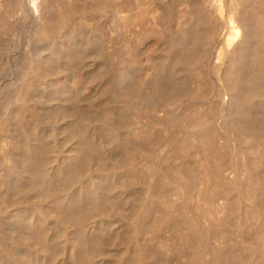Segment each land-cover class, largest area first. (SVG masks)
I'll return each mask as SVG.
<instances>
[{"label": "rangeland", "instance_id": "rangeland-1", "mask_svg": "<svg viewBox=\"0 0 264 264\" xmlns=\"http://www.w3.org/2000/svg\"><path fill=\"white\" fill-rule=\"evenodd\" d=\"M155 1L0 0V264H264V0Z\"/></svg>", "mask_w": 264, "mask_h": 264}, {"label": "bare ground", "instance_id": "bare-ground-1", "mask_svg": "<svg viewBox=\"0 0 264 264\" xmlns=\"http://www.w3.org/2000/svg\"><path fill=\"white\" fill-rule=\"evenodd\" d=\"M135 1H136V0H135ZM154 1H155V0H154ZM203 1H204V0H203ZM40 2H41V1H40ZM137 2H138V1H137ZM141 2H143V1H141ZM155 2H156V1H155ZM155 2H154V3H155ZM159 3H160V2H159ZM163 3H164V2H163ZM256 3H257V2H256ZM11 4H12V3H11ZM58 5H59V4H58ZM58 5H57V6H58ZM100 5H101V4H100ZM131 5H132V4H131ZM258 5H259V4H258ZM260 5H261V4H260ZM12 6H13V5H12ZM74 6H76V5H74ZM155 6H156V5H155ZM160 6H161V5H160ZM205 6H206V5H205ZM32 7H33V5H32ZM44 7H45V6H44ZM60 7H61V6H60ZM195 7H196V6H195ZM62 8H63V7H62ZM116 8H117V7H116ZM221 8H222V7H221ZM221 8H220V9H221ZM254 8H255V7H254ZM262 8H263V7H262ZM56 9H57V8H56ZM58 9H59V8H58ZM63 9H65V8H63ZM67 9H68V8L65 9V12H66ZM73 9H75V8H73ZM43 10L46 12V8H45V9L43 8ZM43 10L41 9V12H40V14H41L40 17H41V19L43 20V18H44V20L46 21V23L48 22L47 20L50 19L49 21H51V22L54 23V21L56 20V19H54V21H52V20H53L52 17H54V16H53V15H54V12H53V14H51L52 17L49 15L50 18L48 17L49 19H47V17L45 18V17H44L45 15H43V14H44ZM54 10H55V9H54ZM60 10H61V9H60ZM69 10H70V9H68V12H66V13H70V12H72V11L69 12ZM138 10H139V9H138ZM194 10H195V9H194ZM34 11H39L38 6H35V5H34ZM61 11H62V10H61ZM61 11H60V12H61ZM63 11H64V10H63ZM255 11H256V10H255ZM259 11H260V10H259ZM42 12H43V14H42ZM195 12H196V11H195ZM200 12H201V11H200ZM244 12H245V11H244ZM256 12H257V11H256ZM256 12H255V13H256ZM131 13H132V12H131ZM193 13H194V12H193ZM252 13H253V12H252ZM260 13H262V12H260ZM260 13H256V15L258 14V16L260 17ZM38 14H39V13H38ZM48 14H49V13H48ZM48 14H47V12H46V15H48ZM132 14H133V13H132ZM160 14H161V13H160ZM190 14H191V13H190ZM207 14H208V13H207ZM55 15H56V14H55ZM68 15H69V14H68ZM117 15H118V14H117ZM147 15H148V14H147ZM162 15H163V14H162ZM263 15H264V14H263ZM263 15H262V16H263ZM59 16H60V15H59ZM59 16H58V14H57L56 17H54V18H58ZM64 16H65V15H64ZM120 16H121V15H120ZM157 16H158V15H157ZM189 16H190V15H189ZM194 16H195V14H194ZM38 17H39V16H38ZM66 17H67V16H66ZM152 17H153V16H152ZM196 17H197V16H196ZM256 17H257V16H255V19H256ZM259 17H258V18H259ZM263 17H264V16H263ZM59 18H60V17H59ZM258 18H257V19H258ZM46 19H47V20H46ZM51 19H52V20H51ZM146 19H147V18H146ZM249 19H250V17H249ZM259 19H260V18H259ZM44 20H43V21H44ZM62 20H63V19H62ZM121 20H122V19H121ZM183 20H184V19H183ZM200 20H202V19L200 18ZM208 20H209V19H208ZM261 20H262V18H261ZM43 21H41V22H43ZM126 21H127V24H128V20H126ZM132 21H133V20H132ZM259 21H260V20H259ZM259 21H256V22H259ZM58 22H59V21H58ZM64 22H65V21H64ZM123 22H124V21H123ZM185 22H186V21H185ZM206 22H207V20H206ZM210 22H211V21H210ZM44 23H45V22H44ZM44 23L41 24V23L39 22V24H41V26H44V25H43ZM46 23H45V25H46ZM53 23H52V24H53ZM60 23H61V22H60ZM125 23H126V22H125ZM129 23H130V22H129ZM260 23L262 24L263 22H260ZM260 23H259V24H260ZM37 24H38V23H37ZM47 24H48V25H46V26L49 27V25H50L51 23H47ZM53 25H54V24H53ZM251 25H252V23H251ZM0 26H1V25H0ZM39 26H40V25H39ZM39 26H38V27H39ZM46 26H45V28H46ZM121 26H122V25H121ZM134 26H135V25H134ZM247 26H248V25H247ZM259 26H260V25H259ZM259 26H258V27H259ZM262 26H263V25H262ZM262 26H261V27H262ZM50 27H52V26H50ZM125 27H126V26H125ZM206 27H207V26H206ZM253 27H254V26H253ZM42 28H44V27H42ZM45 28L43 29L44 31H40V30H39V31H40V32H47V31L45 30ZM52 28H53V27H52ZM202 28H203V27H202ZM46 29H48V28H46ZM49 29H50V28H49ZM247 29H248V28H247ZM251 29H252V28H251ZM258 29H259V28H258ZM258 29H257V30H258ZM261 29H262V28H261ZM261 29H260V30H261ZM37 30H38V29H37ZM154 30H155V29H154ZM179 30H180V29H179ZM129 31H130V30H129ZM174 31H175V30H174ZM186 31H187V30H186ZM245 31H246V30H245ZM51 32H52V30L50 31V33H51ZM154 32H155V31H154ZM257 32H259V30H258ZM257 32H256V34L258 35L259 33H257ZM260 32H261V31H260ZM37 33H38V32H37ZM199 33H200V32H199ZM236 33H237V29H236ZM263 33H264V32H263ZM46 34H47V33H46ZM195 34H196V33H195ZM228 35H229V34H228ZM232 35H234V37H235V34H232ZM232 35L230 34V36H232ZM239 35H240V34H239ZM232 37H233V36H232ZM234 37H233V38H234ZM246 37H247V34H245V39H246ZM263 37H264V36H263ZM263 37L260 36V38H262V40H264ZM194 38H195V37H194ZM227 38H228V37H227ZM195 39H196V38H195ZM168 40H169V39H168ZM227 40H228V39H227ZM262 40H261V41H262ZM139 41H140V40H139ZM232 41H233V40H232ZM240 41H241V40H240ZM165 42H166V41H165ZM185 42H186V41H185ZM241 42H242V41H241ZM244 42H246V41H244ZM256 42H257L258 44H260V43H259L260 41H259V42L256 41ZM263 42H264V41H263ZM263 42H262V43H263ZM176 43H177V42H176ZM168 44H169V43H168ZM177 44H178V43H177ZM238 44H239V42H238ZM238 44H237V46H238ZM241 44H242V43H241ZM243 44H245V43H243ZM258 44H257V45H258ZM188 45H189V44H188ZM239 45H240V44H239ZM245 45H246V44H245ZM254 45H256V44H254ZM254 45H252V46H254ZM257 45H256V46H257ZM168 46H169V45H168ZM237 46H236V47H237ZM241 46H242V45H241ZM241 46H240V47H241ZM123 47H124V46H123ZM166 47H167V46H166ZM178 47H179V46H178ZM185 47H186V46H185ZM254 47H255V46H254ZM260 47H261V46H260ZM263 47H264V44H263ZM189 48H191V47H189ZM194 48H195V47H194ZM241 48H242V47H241ZM248 48H249V47H248ZM248 48H247V50H249ZM250 48H251V50H252V51L250 50V52H253V50H254V49H252L253 47H250ZM261 48H262V47H261ZM238 49H240V48H238ZM256 49H257V48H256ZM256 49H255V50H256ZM258 49H259L260 51L263 50V49H260V48H258ZM130 50H131V49H130ZM167 50H168V49H167ZM255 50H254V52H255ZM259 50L256 51L258 54H259ZM191 51H192V50H191ZM161 52H162V51H161ZM189 52H190V51H189ZM189 52H188V53H189ZM192 52H193V51H192ZM229 52H230V51H229ZM245 52H246V51H245ZM261 52H262V51H261ZM261 52H260V53H261ZM181 53H182V52H181ZM190 53H191V52H190ZM247 53H248V52H247ZM163 54H164V53H163ZM183 54H184V53H183ZM191 54H192V53H191ZM194 54H195V51H194ZM252 54H253V53H252ZM254 54L256 55V53H254ZM254 54H253L252 56H254ZM263 54H264V51H263ZM186 55H187V57H189L188 54H186ZM189 55H190V54H189ZM192 55H193V54H192ZM236 55H237V54H236ZM246 55H247V54H246ZM248 55H249V57L251 56L250 54H248ZM179 56H180V55H179ZM259 56H260V55H259ZM259 56H257V57L254 56V57L257 58V60H256L257 62H258V60H259V58H258ZM172 57H173V56H172ZM180 57H181V56H180ZM193 57L196 58V54H195V56L193 55ZM254 57H252V58L250 57L252 61H253V58H254ZM262 57H263V56H262ZM262 57L260 58V61H259V62L261 63V66H260L261 70H259V71H260V74L257 75L256 78H255V77H254V78H253V77L249 78V79H251V80H249L248 83H243V85L246 84L245 86H247V88L245 87L244 90H242L241 88H240V90H239L236 86H234V87L232 88L233 90H232L231 88H229V87H228L229 89L226 88V89H227V92H228V90H230V89L233 91V94H230V93H229V94L231 95L230 102H234L235 105H236V107H237V108L235 107V108H236V109H235V110H236V113H235V114L239 113V112H240L239 110L246 109L245 111H247V109H248V110H249L250 108L252 109V107H250V106H253V105H250L251 102H249L250 100H249L248 98H251V96L253 97V95L256 94V93H255V94H252V93L255 92L256 89H257V91H258V90H261V89L264 87V58H262ZM160 58H161V57H160ZM183 58H184V57H183ZM190 58H191V57H190ZM194 58H192V60H194ZM208 58H209V57H208ZM184 59H188V58H184ZM206 59H207V58H206ZM163 60H165V59H163ZM173 60H174V59H173ZM195 60H196V59H195ZM199 60H200V59H199ZM157 61H158V60H157ZM177 61H178V60H177ZM238 61H239V60H238ZM189 62H190V60H189ZM223 62H224V61H223ZM225 62H226V61H225ZM181 63H182V62H181ZM254 63H255V64H258V63H256V62H254ZM254 63L252 62V64H251L252 67H253V64H254ZM185 64H186V63H185ZM220 64H221V63H220ZM227 64H228V63H227ZM228 65H229V64H228ZM239 65H240V64H239ZM249 65H250V64H249ZM217 66H218V65H217ZM237 66H238V65H237ZM241 66H242V65H241ZM173 67H174V66H173ZM218 67H219V66H218ZM218 67H217V68H218ZM228 67H229V66H228ZM254 67H255V65H254ZM254 67H253V68H254ZM256 67H257V66H256ZM258 67H259V66H258ZM258 67H257V69H258ZM185 68H186V67H185ZM170 69H171V68H170ZM172 69H173V68H172ZM211 69H212V68H211ZM219 69H220V68H219ZM231 69H232V68H231ZM255 69H256V68H255ZM173 70H174V69H173ZM232 70H233V69H232ZM216 71H217V70H216ZM223 71H224V70H223ZM227 71H228V70H227ZM259 71H258V72H259ZM261 71H262V74H261ZM164 72H165V71H164ZM258 72H257V73H258ZM246 73H247V72H246ZM232 74H233L234 76H236L235 74H237V73H235V74L232 73ZM232 74H230V75H232ZM241 74H242V72H241ZM255 75H256V74H255ZM255 75H254V76H255ZM242 76H243V75H242ZM173 77H174V76H173ZM230 77H233V76H230ZM243 77H244V76H243ZM243 77H242V80H243ZM129 78H130V77H129ZM153 78H154V77H153ZM196 78H197V77H196ZM124 79H126V78H124ZM174 79H177V78H174ZM239 79H241V78L239 77ZM228 80H229V79H228ZM231 80H232V79H231ZM233 80H234V79H233ZM236 80H237V79H236ZM160 81H161V80H160ZM170 81H171V80H170ZM174 81H175V80H174ZM176 81H177V80H176ZM234 81H235V80H234ZM238 81H239V80H238ZM245 81H246V80H244V82H245ZM132 82H133V81H132ZM161 82H162V81H161ZM172 82H173V81H172ZM207 82H208V81H207ZM228 82H229V81H228ZM235 82H236V81H235ZM239 82H240V81H239ZM246 82H247V81H246ZM27 83H28V82H27ZM178 83H179V82H178ZM159 84H161V83H159ZM233 84H234V83H233ZM235 84L237 85V83H235ZM238 84H239V83H238ZM240 84H242V83H240ZM180 85H181V84H180ZM204 85H205V84H204ZM143 86H144V85H143ZM157 86H159V85H157ZM164 86H165V85H164ZM205 86H206V85H205ZM253 86H256V87L254 88ZM134 87H135V86H134ZM226 87H227V86H226ZM241 87H243V86H241ZM117 88H118V87H117ZM158 88H160V86H159ZM162 88H163V87H162ZM18 89H19V88H18ZM111 89H112V88H111ZM169 89H170V88H169ZM254 89H255V90H254ZM24 90H25V89H24ZM133 90H134V89H133ZM174 90H175V89H174ZM176 90H177V89H176ZM118 91H119V90H118ZM216 91H217V90H216ZM263 91H264V89H262V90L260 91V93H262V94H260V95H259V94H256V95H257V96H258V95H259V96L262 95L261 97H263V93H264ZM25 92H26V91H25ZM137 92H138V91H137ZM163 92H164V91H163ZM183 92H184V91H183ZM207 92H208V91H207ZM131 93H132V92H131ZM154 93H155V92H154ZM169 93H170V90H169ZM172 93H173V92H172ZM258 93H259V92H258ZM24 94H25V93H24ZM126 94H127V93H126ZM126 94H125V97H126L127 95L129 96V94H127V95H126ZM133 94L135 95V93H133ZM133 94H131L130 97H131ZM143 94H144V93H143ZM177 94H178V93H177ZM251 94H252V95H251ZM12 95H13V94H12ZM21 95H22V94H21ZM134 95H133V96H134ZM147 95H148V93H147ZM149 95H150V94H149ZM154 95H155V94H154ZM162 95H163V94H162ZM205 95H206V94H205ZM120 96H121V95H120ZM257 96H256V97H257ZM259 96H258V97H259ZM121 97H122V96H121ZM14 98H15V97H14ZM18 98H19V97H18ZM138 98H139V96H138ZM228 98H229V97H228ZM19 99H20V98H19ZM131 99H132V97H131ZM259 99H260V98H259ZM119 100H120V99H119ZM134 100L136 101L137 99L134 97ZM175 100H176V99H175ZM24 101H25V100H24ZM128 101H129V100H128ZM251 101H252V100H251ZM131 102H132V101H131ZM144 102H145V101H144ZM157 102H158V101H157ZM23 103H24V102H23ZM110 103H111V102H110ZM132 103H133V102H132ZM134 103H135V102H134ZM69 104H71V103H69ZM71 105H72V104H71ZM76 105H77V104H76ZM96 105H97V104H96ZM261 105H262V104H261ZM68 106H69V105H68ZM82 106H83V105H82ZM104 106H105V104H104ZM136 106H137V105H136ZM76 107H77V106H76ZM82 108H83V107H82ZM94 108H95V107H94ZM116 108H117V107H116ZM254 108H255V106H254ZM254 108H253V109H254ZM71 109H72V108H71ZM90 109H91V108H90ZM90 109H89V110H90ZM117 109H118V108H117ZM193 109H194V108H193ZM62 110H63V109H62ZM64 110H65V109H64ZM75 110H76V109H75ZM89 110H88V111H89ZM97 110H98V109H97ZM125 110H126V109H125ZM151 110H152V109H151ZM69 111H70V110H69ZM94 111H95V110H94ZM107 111H108V110H107ZM245 111L243 110V112H245ZM80 112H81V111H80ZM80 112H79V113H80ZM84 112H85V111H84ZM229 112H230V111H229ZM243 112H242V113H243ZM91 113H92V112H91ZM95 113H96V112H95ZM252 113H254V111H253ZM62 114H63V113H62ZM67 114H69V113L67 112ZM70 114H71V113H70ZM85 114H86V113H85ZM93 114H94V113H93ZM139 114H140V113H139ZM205 114H206V113H205ZM88 115H89V113H88ZM122 115H123V114H122ZM239 115L241 116V118H243V116H244V115L242 116L240 113H239ZM251 115H252V114H251ZM262 115H263V114H262ZM64 116H65V115H64ZM64 116H63V117H64ZM107 116H108V115H107ZM131 116H132V115H131ZM235 116L237 117L238 115H235ZM254 116H255V115H254ZM256 116H258V114H256ZM71 117H72V116H71ZM110 117H111V116H110ZM122 117H123V116H122ZM126 117H127V116H126ZM21 118H22V117H21ZM24 118H25V117H24ZM90 118H91V117H90ZM105 118H106V116H105ZM117 118H118V117H117ZM120 118H121V117H120ZM187 118H188V117H187ZM238 118H239V116L237 117L236 120H239ZM246 118H247V117H246ZM249 118H250V117H249ZM73 119H74V118H73ZM81 119H82V118H81ZM88 119H89V118H88ZM109 119H110V118H109ZM125 119H127V118H125ZM243 119H244V118H243ZM243 119H241L242 122L237 121V122H239V123L237 124V125H238V126H237L238 128H237V127L235 128V129H237V132H239V130L241 131V129L244 130V129H246V128H247V129H249V128H257V129L262 128L261 130H264V117H261V116H260V118H259V117H258V118H255L254 121H252V119H250L251 121H250V120H245V119L243 120ZM74 120H75V119H74ZM98 120H100V119H98ZM104 120H105V119H104ZM204 120H205V119H204ZM230 120H231V119H230ZM234 120H235V118H234ZM24 121H25V120H24ZM101 121H102V120H101ZM116 121H117V120H116ZM122 121H123V120H122ZM122 121H121V122H122ZM130 121H131V120H130ZM231 121H232V120H231ZM17 122H18V121H17ZM17 122H16V123H17ZM99 122H100V121H99ZM117 122H118V121H117ZM121 122H120V123H121ZM237 122H236V123H237ZM234 123H235V122H234ZM78 124H79V123H78ZM97 124H98V123H97ZM32 125H33V124H32ZM100 125H101V124H100ZM110 125H111V124H110ZM124 125H125V124H124ZM136 125H137V124H136ZM68 126H69V125H68ZM79 126H80V125H79ZM85 126H86V125H85ZM93 126H94V125H93ZM93 126H92V127H93ZM208 126H209V125H208ZM81 127H82V126H81ZM137 127H138V126H137ZM84 128H85V127H84ZM110 128H111V127H110ZM179 128H180V127H179ZM211 128H212V127H211ZM231 128H232V127H231ZM193 129H194V128H193ZM201 129H202V128H201ZM214 129H215V128H214ZM229 129H230V128H229ZM23 130H24V129H23ZM133 130H134V128H133ZM135 130H136V129H135ZM139 130H140V129H139ZM212 130H213V129H212ZM253 130H254V129H253ZM128 131H129V130H128ZM245 131H246V130H245ZM248 131H250V130H248ZM15 132H16V131H15ZM15 132H14V133H15ZM23 132H24V131H22V133H23ZM77 132H78V131H77ZM82 132H83V131H82ZM85 132H86V131H85ZM94 132H95V131H94ZM136 132H137V131H136ZM204 132H205V131H204ZM229 132H230V131H229ZM246 132H247V131H246ZM83 133H84V132H83ZM97 133H98V132H97ZM99 133H100V132H99ZM207 133H208V132H207ZM240 133H241V132H240ZM242 133H243V132H242ZM248 133H249V132H248ZM250 133H252V132L250 131ZM103 134H104V133H103ZM116 134H117V133H116ZM212 134H213V133H212ZM212 134H211V135H212ZM231 134H232V132H231ZM243 134L245 135V133H243ZM246 134H247V133H246ZM26 135H27V134H26ZM119 135H120V134H119ZM143 135H144V134H143ZM209 135H210V134H209ZM16 136H17V135H16ZM23 136H24V135H23ZM79 136H80V132H79ZM82 136H83V135H82ZM137 136H138V135H137ZM234 136H235V135H234ZM253 136H254V135H253ZM204 137H205V136H204ZM262 137H263V136H262ZM81 138H82V137H81ZM86 138H87V137H86ZM88 138H89V137H88ZM88 138H87V139H88ZM95 138H96V137H95ZM99 138H100V137H99ZM140 138H141V137H140ZM239 138H240V137H239ZM243 138H244V137H243ZM243 138H242V139H243ZM90 139H91V138H90ZM17 140H18V138H17ZM35 140H36V139H35ZM48 141H49V140H48ZM115 141H116V140H115ZM145 141H146V140H145ZM245 141H246V140H245ZM247 141H248V140H247ZM39 142H40V141H39ZM203 142H204V141H203ZM203 142H202V143H203ZM209 142H210V141H209ZM209 142H208V144H209ZM211 142H212V141H211ZM92 143H93V142H92ZM108 143H109V142H108ZM108 143H106V144H108ZM120 143H121V142H120ZM202 143H201V144H202ZM245 143H246V142H245ZM22 144H23V143H22ZM86 144H87V143H86ZM109 144H110V143H109ZM109 144H108V145H109ZM36 145H37V144H36ZM124 145H125V144H124ZM205 145H206V144H205ZM85 146H86V145H85ZM92 146H93V145H92ZM121 146H122V143H121ZM137 146H138V145H137ZM33 147H34V146H33ZM43 147H44V146H43ZM93 147H94V146H93ZM104 147H105V146H104ZM112 147H113V146H112ZM162 147H163V146H162ZM210 147H211V146H210ZM49 148H51V147H49ZM52 148H53V147H52ZM86 148H87V147H86ZM109 148H110V147H109ZM121 148H122V147H121ZM263 148H264V147H263ZM74 149H75V148H74ZM192 149H193V148H192ZM203 149H204V148H203ZM29 150H30V149H29ZM88 150H89V149H88ZM93 150H94V149H93ZM124 150H125V149H124ZM243 150H244V149H243ZM132 151H133V150H132ZM195 151H196V150H195ZM205 151H206V150H205ZM77 152H78V151H77ZM26 153H27V152H26ZM33 153H34V152H33ZM74 153H75V152H74ZM74 153H73V154H74ZM98 154H99V153H98ZM98 154H97V155H98ZM5 155H6V154H5ZM14 155H15V153H14ZM31 155H33V154H31ZM31 155H30V156H31ZM28 156H29V155H28ZM28 156H26V157H28ZM39 156H41V155H39ZM43 156H44V155H43ZM206 156H207V155H206ZM259 156H260V155H259ZM12 157H13V156H12ZM31 157H32V159H31ZM31 157H30V159H31L32 161H31V160H29V161H30L31 164L33 165L32 167L35 168V167L38 165L37 163H39L36 159H40V158L38 157V155L36 156V154H35L34 156H31ZM79 157H80V155H79ZM7 158H8V157H7ZM15 158H16V157H15ZM45 158H46V156H45ZM100 158H101V157H100ZM5 159H6V158H5ZM23 159H24V158H23ZM106 159H108V158H106ZM110 159H111V158H110ZM118 159H119V158H118ZM118 159H117V160H118ZM166 159H167V158H166ZM262 159H263V158H262ZM9 160H10V159H9ZM9 160H7V161H9ZM15 160H16V159H15ZM25 160H27V159H25ZM40 160H41V159H40ZM46 160H47V159H46ZM103 160H104V159H103ZM1 161H2V160H1ZM1 161H0V162H1ZM36 161H37V162H36ZM41 161H42V160H41ZM51 161H52V163H53V160H51ZM146 161H147V160H146ZM17 162L19 163V161H17ZM27 162H28V161H27ZM30 162H29V163H30ZM102 162H103V161H102ZM18 163H17V164H18ZM20 163H21V162H20ZM24 163H25V162H24ZM24 163H23V164H24ZM44 163H45V162H44ZM116 163H117V162H116ZM121 163H122V162H121ZM23 164H21V165H23ZM39 164H40V163H39ZM56 164H57V163H56ZM104 164H105V163H104ZM110 164H111V163H110ZM122 164H124V162H123ZM250 164H251V163H250ZM98 165H99V163H98ZM106 165H107V164H106ZM117 165H118V164H117ZM125 165H127V164H125ZM248 165H249V164H248ZM26 166H27V165H26ZM83 166H84V165H83ZM128 166H129V165H128ZM133 166H134V165H133ZM244 166H245V165H244ZM28 167H29V166H28ZM37 167H41V164H40L39 166H37ZM37 167H36V168H37ZM107 167H108V166H107ZM107 167H106V168H107ZM123 167H124V166H123ZM123 167H122V168H123ZM245 167H246V166H245ZM23 168H24V167H23ZM29 168H30V167H29ZM29 168H28V169H29ZM70 168H71V167H70ZM115 168H116V167H115ZM119 168H120V167H119ZM126 168H127V167H126ZM30 169H31V168H30ZM68 169H69V168H68ZM116 169H117V168H116ZM134 169H135V168H134ZM244 169H245V168H244ZM25 170H27V169H25ZM34 170H35V169H34ZM36 170H37V169H36ZM39 170H40V169H39ZM39 170H38V171H39ZM20 171H21V170H20ZM32 171H33V170H32ZM38 171H37V172H38ZM43 171H44V170H43ZM110 171H111V170H110ZM116 171H117V170H116ZM189 171H190V170H189ZM11 172H12V171H11ZM34 172H35V171H34ZM34 172H33V174H34ZM44 172H45V171H44ZM46 172H47V171H46ZM75 172H76V171H75ZM105 172H106V171H105ZM121 172H122V171H121ZM168 172H169V171H168ZM182 172H183V171H182ZM210 172H212V171H210ZM246 172H247V171H246ZM260 172H261V171H260ZM14 173H15V172H14ZM18 173H19V172H18ZM63 173H64V172H63ZM111 173H112V172H111ZM262 173H263V172H262ZM40 174H41V173H40ZM40 174H39V175H40ZM80 174H81V172H80ZM130 174H131V173H130ZM220 174H221V173H220ZM15 175H16V174H15ZM43 175H44V174H43ZM46 175H47V174H46ZM68 175H69V174H68ZM76 175H77V174H76ZM113 175H114V174H113ZM119 175H120V174H119ZM136 175H137V174H136ZM142 175H143V174H142ZM17 176H18V175H17ZM40 176H41V175H40ZM70 176H71V175H70ZM108 176H109V175H108ZM174 176H175V175H174ZM250 176H251V175H250ZM252 176H253V175H252ZM80 177H81V176H80ZM83 177H84V176H83ZM185 177H186V175H185ZM67 178H68V177H67ZM112 178H113V177H112ZM195 178H196V176H195ZM41 179H42V178H41ZM190 179H191V178H190ZM229 179H231V178H229ZM45 180H46V178H45ZM53 180H54V179H53ZM141 180H142V179H141ZM150 180H151V179H150ZM170 180H171V179H170ZM33 181H34V180H33ZM50 181H51V180H50ZM191 181H192V180H191ZM231 181H232V180H231ZM42 182H43V180H42ZM46 182H47V181H46ZM76 182H77V180H76ZM161 182H163V181H161ZM20 183H21V182H20ZM23 183H24V182H23ZM137 183H138V182H137ZM167 183H168V182H167ZM47 184H48V183H47ZM73 184H74V183H73ZM159 184H160V183H159ZM165 184H166V183H165ZM190 184H191V183H190ZM196 184H197V183H196ZM251 184H252V183H251ZM23 185H24V184H23ZM74 185H75V184H74ZM118 185H119V184H118ZM128 185H129V184H128ZM187 185H188V184H187ZM255 185H256V184H255ZM255 185H254V186H255ZM62 186H63V185H62ZM65 186H67V185H65ZM70 186H71V185H70ZM130 186H131V185H130ZM155 186H157V185H155ZM193 186H194V185H193ZM34 187H35V185H34ZM158 187H159V186H158ZM23 188H24V187H23ZM43 188H44V187H43ZM55 188H56V187H55ZM65 188H66V187H65ZM152 188H153V187H152ZM167 188H168V187H167ZM21 189H22V188H21ZM50 189H51V188H50ZM59 189H60V188H59ZM66 189H67V188H66ZM193 189H194V188H193ZM196 189H197V188H196ZM32 190H33V189H32ZM145 190H146V189H145ZM198 190H199V189H198ZM249 190H250V189H249ZM21 191H22V190H21ZM55 191H56V190H55ZM58 191H59V190H58ZM22 192H23V191H22ZM35 192H36V191H35ZM51 192H52V191H51ZM56 192H57V191H56ZM118 192H119V191H118ZM243 192H244V191H243ZM18 193H19V192H18ZM44 193H45V192H44ZM96 193H97V192H96ZM135 193H136V192H135ZM160 193H161V192H160ZM165 193H166V192H165ZM23 194H24V193H23ZM23 194H22V195H23ZM19 195H20V194H19ZM39 195H40V194H39ZM196 195H197V194H196ZM97 196H98V195H97ZM116 196H117V195H116ZM118 196H119V195H118ZM138 196H139V195H138ZM19 197H20V196H19ZM21 197H23V196H21ZM50 197H51V195H50ZM119 197H121V196H119ZM61 198H62V197H61ZM71 198H72V197H71ZM135 198H136V197H135ZM138 198H139V197H138ZM157 198H158V197H157ZM81 199H82V198H81ZM102 199H103V198H102ZM126 199H127V198H126ZM26 200H27V199H26ZM40 200H41V199H40ZM45 200H46V199H45ZM53 200H54V199H53ZM144 200H145V199H144ZM197 200H198V199H197ZM207 200H208V199H207ZM55 201H56V200H55ZM59 201H60V200H59ZM22 202H24V201H22ZM57 202H58V201H57ZM71 202H72V201H71ZM130 202H131V201H130ZM132 202H133V201H132ZM30 203H31V202H30ZM72 203H73V202H72ZM104 203H105V202H104ZM40 204H41V203H40ZM48 204H49V203H48ZM107 204H108V203H107ZM201 204H203V203H201ZM71 205H72V204H71ZM74 205H75V204H74ZM91 205H92V204H91ZM210 205H211V204H210ZM149 206H150V204H149ZM170 206H171V205H170ZM57 207H58V206H57ZM71 207H72V206H71ZM73 207H74V206H73ZM133 207H134V206H133ZM133 207H132V208H133ZM146 207H147V206H146ZM222 207H223V206H222ZM32 208H33V207H32ZM65 208H66V207H65ZM77 208H78V206H77ZM134 208H135V207H134ZM139 208H140V207H139ZM42 209H43V208H42ZM232 209H233V208H232ZM64 210H65V209H64ZM133 210H134V209H133ZM136 210H137V209H136ZM70 211H71V210H70ZM75 211H76V210H75ZM145 211H147V210H145ZM33 212H34V211H33ZM54 212H55V211H54ZM61 212H62V210H61ZM66 212H67V211H66ZM88 212H89V211H88ZM69 213H70V212H69ZM120 213H121V212H120ZM125 213H126V212H125ZM141 213H142V212H141ZM144 213H145V212H144ZM28 214H29V213H28ZM46 214H47V213H46ZM66 214H67V213H66ZM82 214H83V213H82ZM230 214H231V213H230ZM72 215H73V218H74V214H72ZM76 215H78V214L76 213ZM131 215H132V214H131ZM141 215H142V214H141ZM58 216H59V214H58ZM60 216H61V215H60ZM144 216H145V215H144ZM175 216H176V215H175ZM185 216H186V215H185ZM201 216H202V215H201ZM233 216H234V215H233ZM21 217H22V216H21ZM41 217H42V216H41ZM86 217H87V216H86ZM133 217H134V215H133ZM179 217H180V216H179ZM70 218H71V217H70ZM70 218H69V219H70ZM76 218H77V217H76ZM79 218H80V217H79ZM184 218H185V217H184ZM83 219H84V218H83ZM136 219H137V218H136ZM182 219H183V218H182ZM189 219H190V218H189ZM219 219H220V218H219ZM74 220H75V219H74ZM131 220H132V219H131ZM131 220H129V223H130ZM191 220H192V219H191ZM233 220H234V219H233ZM22 221H23V220H22ZM72 221H73V220H72ZM132 221H133V220H132ZM151 221H152V220H151ZM151 221H150V222H151ZM164 221H166V220H164ZM18 222H19V221H18ZM65 222H66V221H65ZM83 222H84V221H83ZM188 222H189V221H188ZM196 222H197V221H196ZM220 222H221V221H220ZM87 223H88V222H87ZM135 223H136V222H135ZM184 223H185V222H184ZM190 223H191V222H190ZM210 223H211V222H210ZM3 224H4V223H3ZM22 224H23V223H22ZM74 224H75V223H74ZM125 224H126V223H125ZM175 224H176V223H175ZM262 224H263V223H262ZM162 225H163V224H162ZM169 225H170V224H169ZM189 225H190V224H189ZM189 225H188V228H189ZM206 225H207V224H206ZM59 226H60V225H59ZM130 226H131V225H130ZM138 226H139V225H138ZM151 226H153V225H151ZM171 226H172V225H171ZM221 226H222V225H221ZM21 227H22V226H21ZM125 227H126V226H125ZM139 227H140V226H139ZM159 227H160V226H159ZM201 227H202V226H201ZM201 227H200V228H201ZM40 228H41V227H40ZM78 228H80V227H78ZM85 228H86V227H85ZM156 228H157V227H156ZM186 228H187V227H186ZM204 228H205V227H204ZM209 228H210V227H209ZM255 228H256V227H255ZM172 229H173V228H172ZM49 230H50V229H49ZM79 230H80V229H79ZM203 230H205V229H203ZM53 231H54V230H53ZM82 231H84V230H82ZM132 231H133V229H132ZM155 231H156V230H155ZM158 231H159V230H158ZM174 231H175V230H174ZM181 231H182V230H181ZM39 232H40V231H39ZM134 232H135V231H134ZM139 232H140V231H139ZM196 232H197V231H196ZM208 232H209V231H208ZM243 232H244V231H243ZM53 233H54V232H53ZM83 233H84V232H83ZM121 233H122V232H121ZM129 233H130V232H129ZM131 233H132V232H131ZM136 233H137V232H136ZM40 234H41V233H40ZM115 234H117V233H115ZM123 234H124V233H123ZM171 234H172V233H171ZM184 234H185V233H184ZM216 234H217V233H216ZM61 235H62V234H61ZM68 235H69V234H68ZM86 235H87V234H86ZM190 235H191V234H190ZM192 235H193V234H192ZM209 235H210V234H209ZM19 236H20V235H19ZM35 236H36V235H35ZM77 236H78V235H77ZM115 236H116V235H115ZM117 236H118V235H117ZM24 237H26V236H24ZM28 237H29V236H28ZM43 237H45V236H43ZM43 237H42V238H43ZM81 237H82V236H81ZM159 237H160V236H159ZM2 238H3V237H2ZM38 238H39V237H38ZM124 238H125V237H124ZM124 238H123V239H124ZM138 238H139V237H138ZM161 238H162V237H161ZM210 238H211V237H210ZM22 239H23V238H22ZM33 239H34V236H33ZM55 239H56V238H55ZM111 239H112V238H111ZM128 239H129V238H128ZM169 239H170V238H169ZM182 239H183V238H182ZM225 239H226V238H225ZM25 240H26V239H25ZM35 240H36V239H35ZM38 240H39V239H38ZM44 240H45V238H44ZM46 240H47V239H46ZM79 240H80V239H79ZM79 240H78V241H79ZM151 240H152V239H151ZM162 240H163V239H162ZM172 240H173V239H172ZM185 240H186V239H185ZM190 240H191V239H190ZM192 240H193V239H192ZM192 240H191V241H192ZM203 240H204V239H203ZM7 241H8V240H7ZM47 241H48V240H47ZM91 241H92V240H91ZM206 241H207V240H206ZM216 241H218V240H216ZM225 241H226V240H225ZM227 241H228V240H227ZM3 242H4V241H3ZM28 242H29V241H28ZM39 242H40V241H39ZM52 242H53V241H52ZM148 242H149V241H148ZM150 242H151V241H150ZM45 243H46V242H45ZM49 243H50V242H49ZM53 243H54V242H53ZM135 243H136V242H135ZM143 243H144V241H143ZM172 243H173V242H172ZM206 243H207V242H206ZM210 243H211V242H210ZM223 243H224V242H223ZM233 243H234V242H233ZM37 244H38V243H37ZM46 244H47V243H46ZM141 244H142V243H141ZM199 244H200V243H199ZM241 244H242V243H241ZM33 245H34V244H33ZM121 245H122V244H121ZM152 245H153V244H152ZM179 245H180V244H179ZM196 245H197V244H196ZM207 245H208V244H207ZM217 245H218V244H217ZM219 245H220V244H219ZM37 246H38V245H37ZM78 246H79V245H78ZM94 246H95V245H94ZM144 246H145V245H144ZM187 246H188V245H187ZM208 246H209V245H208ZM44 247H45V246H44ZM82 247H83V246H82ZM148 247H149V246H148ZM165 247H166V246H165ZM172 247H173V246H172ZM183 247H184V246H183ZM200 247H201V246H200ZM234 247H235V246H234ZM6 248H7V247H6ZM39 248H40V247H39ZM42 248H43V247H42ZM46 248H47V247H46ZM49 248H50V247H49ZM79 248H80V247H79ZM92 248H93V247H92ZM97 248H98V247H97ZM153 248H154V247H153ZM153 248H152V249H153ZM236 248H237V247H236ZM100 249H101V248H100ZM135 249H136V248H135ZM155 249H156V248H155ZM231 249H232V248H231ZM56 250H57V249H56ZM92 250H93V249H92ZM92 250H91V251H92ZM147 250H148V249H147ZM171 250H172V249H171ZM192 250H193V249H192ZM166 251H167V250H166ZM50 252H51V251H50ZM121 252H122V251H121ZM174 252H175V251H174ZM178 252H179V250H178ZM211 252H212V251H211ZM211 252H210V253H211ZM233 252L235 253V251H233ZM236 252H237V251H236ZM51 253H52V252H51ZM169 253H170V252H169ZM214 253H215V252H214ZM227 253H228V252H227ZM231 253H232V252H231ZM229 254H230V253H229ZM232 254H233V253H232ZM232 254H231V256H232ZM237 254H238V253H237ZM245 254H246V253H245ZM114 255H115V254H114ZM170 255H171V254H170ZM191 255H192V254H191ZM203 255H204V254H203ZM212 255H213V254H212ZM52 256H53V255H52ZM92 256H93V255H92ZM116 256H117V255H116ZM120 256H121V255H120ZM130 256H131V255H130ZM225 256H226L227 259H228V256H229V255L227 256V255L225 254ZM231 256H230V257H231ZM234 256H235V255H234ZM234 256H233V257H234ZM88 257H89V255H88ZM142 257H143V256H142ZM142 257H141V258H142ZM178 257H179V256H178ZM188 257H189V255H188ZM193 257H194V256H193ZM199 257H200V256H199ZM219 257H220V256H219ZM233 257H232V258H233ZM249 257H251V256H249ZM261 257H262V256H261ZM93 258H94V256H93ZM170 258H171V257H170ZM182 258H183V257H182ZM222 258H223V257H222ZM224 258H225V257H224ZM224 258H223V259H224ZM131 259H132V258H131ZM192 259H193V258H192ZM197 259H198V258H197ZM111 260H112V259H111ZM132 260H133V259H132ZM183 260H184V259H183ZM225 260H226V259H225ZM231 260H232V259H231ZM236 260L238 261V259H236ZM90 261H91V260H90ZM112 261H113V260H112ZM130 261H131V260H130ZM187 261H188V259H187ZM208 261H209V260H208ZM229 261H230V258H229ZM234 261H235V258H234ZM138 262H139V261H138ZM191 262H192V261H191ZM201 262H202V261H201ZM216 262H217V260H216ZM243 262H244V260L242 261V264H243ZM96 263H97V262H96ZM233 263H235V262H233ZM236 263H240V262H236ZM260 263H261V262H260ZM228 264H229V263H228ZM230 264H231V263H230ZM240 264H241V263H240Z\"/></svg>", "mask_w": 264, "mask_h": 264}]
</instances>
